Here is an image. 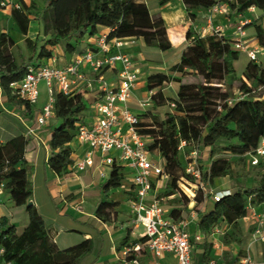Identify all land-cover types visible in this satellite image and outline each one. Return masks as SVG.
Returning <instances> with one entry per match:
<instances>
[{"label": "trees", "instance_id": "1", "mask_svg": "<svg viewBox=\"0 0 264 264\" xmlns=\"http://www.w3.org/2000/svg\"><path fill=\"white\" fill-rule=\"evenodd\" d=\"M163 8L174 0H155ZM189 19L196 18L198 11H207L217 0H181ZM228 1V0H223ZM31 5L18 1V8L11 9V18L19 33L27 36L31 17L40 21L45 43L35 46L34 55L25 60L19 51L20 63L11 52L16 44L8 33H0V99L5 97L9 105L25 107V114L31 111V104L19 98L12 85L24 79L29 65H43L54 58L53 48L67 44V51L73 52L70 42L94 33L98 27L110 29L109 40L142 39L147 47L168 52L172 45L167 27L160 14L152 13L147 0H36ZM231 10L236 15L246 14L251 7L264 11V0H232ZM254 26L256 38L264 47V30L257 22ZM186 39L191 41L182 52L180 63L171 68L168 76L162 73L147 78L146 88L153 92L152 107L139 115L138 133L147 138L149 152L164 161L165 172L170 176L165 196L176 195L178 181L189 176L181 162L180 152L185 148L198 150L199 168L203 184L218 179L236 178L229 196L216 202L213 197L198 190L194 209L198 213L197 230L209 234L216 228L224 231L221 242L225 245H242L243 233L240 220L245 218L249 208L264 205V162L260 179L250 186L238 181L233 159L250 162L252 154L264 137V61H248L241 76L238 90L234 89L236 64L243 59V53L235 50L232 42L221 39L217 34L201 36L189 30ZM26 43L31 41L26 38ZM195 81L190 82L189 79ZM179 88L175 99L166 98L163 88L172 83ZM224 89V90H223ZM261 91V97L256 94ZM54 116L60 124L54 128L48 144L51 156L49 168L57 176L73 171L74 160L70 144L76 139L77 124L84 122L87 105L81 95L54 93ZM169 102L174 104L171 112L164 116L157 111ZM1 113V110H0ZM186 146L181 149L182 143ZM28 140L20 135L5 145L0 142V181L6 183V192L13 204L24 208L29 223L23 231L3 217L0 219V246L5 253L0 264H80L93 251L90 240L83 241L67 250H59L52 241L47 226L34 204L31 171L25 165ZM209 151L211 163L208 169L202 162L203 152ZM124 169L116 164L110 176L102 185L104 197L97 217L104 223L112 222L119 202L110 200V192L122 187ZM203 206L201 209L200 207ZM189 213L188 201L171 209V217L181 219ZM225 225V227H223ZM146 239H140L144 244ZM207 252L210 248H206ZM228 262H230L228 260ZM234 264L235 262H230Z\"/></svg>", "mask_w": 264, "mask_h": 264}, {"label": "crops", "instance_id": "2", "mask_svg": "<svg viewBox=\"0 0 264 264\" xmlns=\"http://www.w3.org/2000/svg\"><path fill=\"white\" fill-rule=\"evenodd\" d=\"M19 1V0H17ZM25 1V0H24ZM26 2V1H25ZM27 3V2H26ZM150 6H156L157 14H160L164 19L167 27L168 37L172 48L168 52L158 53L156 61H145L134 59L136 68L140 71V83L135 87L131 100L128 103L131 111L137 115L144 113L146 110L141 108V104L150 99L153 92H149L146 88L147 78L152 74L162 73L168 76H176L171 73V68L180 63L183 50L191 44V41L186 39L187 32L191 29L198 34H202V30L206 27L208 21V10L198 11L196 18L188 21H181L180 14L175 9V4L182 6L181 0H174L167 6L158 7L155 0H147ZM28 4V3H27ZM9 15L11 18V9L0 8V15ZM155 14V13H154ZM242 15H236L230 20V17L218 16L213 19L215 27L222 28V34L225 37H233L236 22ZM250 17L251 20L257 22L264 30V11L256 9L254 13L247 12L244 14ZM12 20V18H11ZM13 21V20H12ZM181 22L183 24H181ZM31 25V24H30ZM2 28V27H0ZM2 31V30H0ZM4 33V31H2ZM247 32L251 41V46L258 45L259 40L256 38L255 27L247 28ZM110 29L98 27L94 33H88L82 39L72 40L70 44L74 45L73 52L67 51V44L53 48L54 58L57 61L59 68H64L69 65L77 56L86 52L97 50V39L101 35H109ZM125 43L121 48H113V53L127 54L131 50H156L152 47H147L142 39L131 38L123 40ZM176 41V42H175ZM178 51V55L177 52ZM173 54V56H172ZM172 57H169V56ZM174 55L176 58H173ZM247 56L244 54L243 59ZM264 61V56L260 57ZM121 63H117L114 67L105 68L100 75L92 72L89 66L82 68L86 75L87 82H79L72 87V95H81L87 105V110L84 113V123L92 124L95 119L93 112V104L102 96V84L99 78L102 77L110 86L117 87L119 83V72ZM145 70L152 73L145 75ZM144 75V76H143ZM91 85L88 86V83ZM179 84L172 82L163 88V93L170 100L175 99L178 92ZM171 89V91H169ZM47 100H44L41 105L39 101L36 105L31 106V111L28 115L25 114V107L16 108L9 105L7 99H0V142L5 145L7 141L16 137L24 136L28 140V146L25 154V165L31 171V181L33 195L31 202L36 206L38 212L42 216L52 241L59 250H67L79 245L83 241L90 240L93 245L91 254L84 257L80 264H124L123 251L130 244L140 241L141 234L144 228L137 225L135 216L131 212L130 201L133 197L132 176L133 171L129 168H124L125 179L120 189L110 192V200L119 202V207L116 208L117 216L112 222L104 223L97 217V212L102 206L103 195L102 185L107 182L108 178L103 180L99 177L97 169H88L84 172L72 171L65 176H57L48 166V160L51 156L48 144L52 138L53 130L60 124V121L54 116L48 123L40 128L35 135H28L29 129L37 127V119L46 105ZM171 102L160 108L157 112L162 116L164 113L171 112ZM40 142L41 145H38ZM148 142H150L148 140ZM73 154L74 163L83 158L88 150L86 145L79 143L75 139L70 144ZM206 151V150H205ZM155 158L161 159L159 156ZM96 165L99 163V157H96ZM110 176L111 169H106ZM130 181V187H127V182ZM129 185V184H128ZM158 192H161V186ZM233 190L231 187H224L223 190ZM120 198L117 197V192H120ZM124 197V198H123ZM121 201H125L122 203ZM127 206V207H126ZM18 213L13 214L19 221H15L14 217H6L11 224L16 226L18 231H23L28 223L29 218L24 208H21ZM128 211V213H127ZM253 211L264 214V205L248 209L247 216L240 220V225L243 233V243L225 245L220 242L221 237H208L204 242L195 244L192 251L193 264H231L237 262L246 255L252 256L256 264H264V244L253 243L252 232L255 223L252 219ZM24 212V215H23ZM0 214L2 211L0 210ZM18 215V216H17ZM130 216V218L128 217ZM3 216L0 217V219ZM131 219V222L127 220ZM19 222V223H17ZM197 230L195 226H192ZM206 248H210L207 252ZM150 254L144 250L141 261L151 260ZM228 260L230 262H228ZM173 258L167 257L165 263H172Z\"/></svg>", "mask_w": 264, "mask_h": 264}, {"label": "built area", "instance_id": "3", "mask_svg": "<svg viewBox=\"0 0 264 264\" xmlns=\"http://www.w3.org/2000/svg\"><path fill=\"white\" fill-rule=\"evenodd\" d=\"M230 1L232 0H217L208 9L207 25L202 30L201 36L217 34L221 39L230 40L235 50L245 54L250 61L259 63L260 57L264 56V49L258 45L251 46L247 32V26L253 22L250 17H245L244 14L241 16L236 22L232 38L225 37L222 34V28L213 25L214 18L230 11ZM8 7L18 8V1L0 0V8ZM256 9L251 7L247 12L254 13ZM96 44L97 50L77 56L64 68L57 66L55 58L43 65H29L24 79L12 85L15 94L31 105H36L39 101L41 83L45 82L47 87V103L37 119V127L29 129L28 135H35L54 117L55 91L70 95L73 86L79 82H87L82 68L89 66L94 74L100 75L105 68L114 67L118 62L121 63L117 87H112L102 77L99 78L102 84V96L93 104L95 119L92 124L87 125L84 122L77 124L76 139L80 144L86 145L88 150L83 158L74 163L72 169L77 172L97 169L99 177L103 180L109 178L106 169L112 170L115 164L133 171V197L130 201V208L135 216L136 224L144 228L140 239H146V241L144 244H130L124 249L122 254L124 264H193L194 245L204 242L210 236L222 237L224 231L216 228L211 233L205 234L194 230L192 226L196 227L198 221V213L195 211L179 220L171 217V210L166 202L168 199L175 198L176 195L163 197L158 192L159 186L164 188L170 176L165 172L164 161L160 162V159H156L149 152L148 139L137 131L139 115L133 113L128 106L135 87L141 81L140 71L136 68L131 56L113 53L112 50L128 43H125L123 39L109 40L108 35H101ZM90 85L91 82L88 83V86ZM151 107L150 99L141 104L143 109ZM171 107L173 108L174 104ZM38 145H41L40 142ZM185 146L186 143L183 142L181 149ZM97 156L99 157L98 165L95 163ZM249 156L252 166H258L260 161L264 160V137L261 138L257 149ZM198 157V150H193L191 152L193 160L185 168V173L190 179L183 177L178 181L181 192L194 203L197 192L196 195L189 196L182 188L186 183L189 186L190 184L199 185V190H204ZM5 192L6 183L0 181V204ZM205 193L218 202L229 196L231 191L205 190ZM177 195L181 196L180 191ZM252 219L255 223L252 232L253 243H264V214L253 211ZM144 250L150 254L151 260L141 261ZM4 253L5 249L0 246V257ZM167 257L173 258V262L165 263ZM234 264H256V262L248 254Z\"/></svg>", "mask_w": 264, "mask_h": 264}, {"label": "rangeland", "instance_id": "4", "mask_svg": "<svg viewBox=\"0 0 264 264\" xmlns=\"http://www.w3.org/2000/svg\"><path fill=\"white\" fill-rule=\"evenodd\" d=\"M25 1L29 5H31V3H32L31 2L32 0H25ZM36 1L41 3L40 0H36ZM16 2H17V0H16ZM174 6H175V9L180 14L181 21L182 22L188 21L189 20V14H188L187 10H185L182 6H179L178 4H175ZM150 9H151L152 13H156V11H153V10L157 9V7L156 6H150ZM221 16L222 17H230V20H231L234 18V16H236V14L230 8V11L228 13L221 15ZM182 22H181V24H183ZM0 27H2V28H0V30L4 31L5 33H8L13 38L16 46L11 48V52L15 56L18 63L21 62L20 58H19V51L22 52L24 59L27 61L34 55L35 46H37L38 48H41V46L45 43V40L47 39L43 35L42 25H41L40 21L35 19L34 15H32V17H31V25H30L29 33L27 36H23L21 33H19L18 29L16 28L14 22L11 20L9 15H4V14L0 15ZM2 31H0V33H2ZM26 38H28L31 41L30 45L26 43V41H25ZM155 49L156 50H131L130 52H127V55L131 56L132 60H134V59L143 60L142 56H141V55H143V57L145 58V61H156L158 56H159L158 53L160 50H158L157 48H155ZM175 52H177V55H178V51H175ZM172 56H173V54H172ZM172 56L170 55L169 57H172ZM176 56L174 55L173 58H176ZM248 61H249V59L246 57L245 59H242L241 62L236 64V74L237 75H236V79L234 80V84H233L234 89L236 91L238 90V88L240 86V82H241L240 78L245 71V66H246ZM144 72H145L146 76L149 73H152L148 70H145ZM189 81L193 82V81H195V79L190 78ZM39 90H40L39 105H41L44 100L48 99V92H47V87L45 85V82L41 83ZM169 91H171V89H169ZM256 96L261 97V91H258ZM201 157H202L203 165L205 166L206 169H208L210 166V163H211L209 151L203 152ZM157 158L158 157H156V159ZM198 158H200V155ZM180 159H181V162L183 163V165L185 167H187L189 165V163H191L193 160L191 158V151L187 148L182 150L180 152ZM159 161L162 162L161 159ZM263 162H264V160H263ZM233 164H234L235 170L237 172L238 181L241 183H244L246 186H250V185L254 184L256 181H258L260 179L262 172H263V167H261V168L260 167H254L248 163V160H247V162H246V160L244 162H240V161H238V158H234ZM235 179L230 178V177L224 178V179H218L211 184H207V185L204 184L203 188L206 191L212 190L214 192L220 191L224 187H231L232 188L233 185L235 184ZM169 182H170V180L167 182V184H165L164 188H161L162 190H161L160 194L163 197L165 196L164 195L165 190H166V187H167ZM127 183L129 184V185L126 184L127 187H130L131 186L130 181H128ZM178 186H179V184H178ZM199 188H200L199 185L194 186V184H190V186H189L185 183V186L182 189L189 196H192V194L196 195V192L198 193ZM201 190H203V189H201ZM179 191L181 193V196L176 194L175 198L173 197L172 199H168L166 202V205H168L170 207V210L173 207H180L181 205L187 203V201H188L189 213L192 211H195L197 213V211L194 209V207L196 205V201L194 203L191 200H189L187 198V196H185V194H183V192H181L180 187H179ZM117 194L118 195L116 198H120L121 197L120 196L121 191L117 192ZM121 202L124 203L125 201H121ZM203 206L204 205H202L200 208L202 209ZM0 210L2 211V214H0V217L1 216H3V217L6 216L9 218L14 217L13 219H15V221H19V220H17V218H15V216H13V214L16 215V213H18V211L22 210V209L16 207L13 204L12 200L10 199V195L7 192H5V194L2 196V203L0 204ZM127 213H128V211H127ZM23 215H24V212H23ZM184 216L187 217V215H184ZM128 217L130 218V216H128ZM127 222H131V219L127 220ZM17 223H19V222H17ZM223 227H225V225H223ZM220 242H221V240H220Z\"/></svg>", "mask_w": 264, "mask_h": 264}, {"label": "water", "instance_id": "5", "mask_svg": "<svg viewBox=\"0 0 264 264\" xmlns=\"http://www.w3.org/2000/svg\"><path fill=\"white\" fill-rule=\"evenodd\" d=\"M31 204H33V203L31 202Z\"/></svg>", "mask_w": 264, "mask_h": 264}]
</instances>
